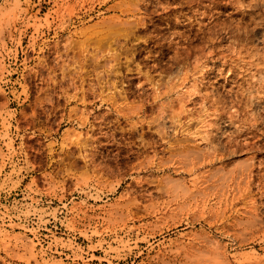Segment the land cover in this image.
I'll return each instance as SVG.
<instances>
[{"label":"rangeland","instance_id":"1","mask_svg":"<svg viewBox=\"0 0 264 264\" xmlns=\"http://www.w3.org/2000/svg\"><path fill=\"white\" fill-rule=\"evenodd\" d=\"M0 264H264V0H0Z\"/></svg>","mask_w":264,"mask_h":264}]
</instances>
